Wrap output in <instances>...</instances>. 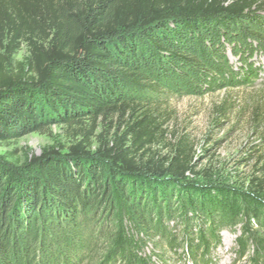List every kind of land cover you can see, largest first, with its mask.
<instances>
[{
    "label": "trees",
    "instance_id": "obj_1",
    "mask_svg": "<svg viewBox=\"0 0 264 264\" xmlns=\"http://www.w3.org/2000/svg\"><path fill=\"white\" fill-rule=\"evenodd\" d=\"M260 12L264 0H0V141L52 125L73 130L70 144L46 147L18 168L0 156V264L35 238L70 259L86 215L105 220L117 197L148 228L150 210L161 208L149 204L161 189L151 179L186 182L194 171L184 137L165 154L155 150L172 83L198 63L196 51L210 57L203 48L211 49L218 23ZM22 41L29 55L13 60ZM98 121L115 130L97 137L92 152ZM261 169L249 183L264 198Z\"/></svg>",
    "mask_w": 264,
    "mask_h": 264
},
{
    "label": "rangeland",
    "instance_id": "obj_2",
    "mask_svg": "<svg viewBox=\"0 0 264 264\" xmlns=\"http://www.w3.org/2000/svg\"><path fill=\"white\" fill-rule=\"evenodd\" d=\"M213 29L216 39L207 36L211 49L203 48L210 57L196 51L198 63L182 69V80L171 85L165 139L155 147L165 154L184 137L194 171L186 182L151 179L161 189L149 204L161 208L158 215L150 210L148 228L117 197V208L105 220L86 215L85 234L68 249L70 259L55 245L45 249L50 241L35 238L12 264H264V198L249 183L264 167V12ZM28 55L22 41L13 60ZM114 126L97 122L92 152L97 137L108 139ZM72 133L52 125L0 141V156L18 168L46 147L70 144ZM163 182L171 186L163 189Z\"/></svg>",
    "mask_w": 264,
    "mask_h": 264
}]
</instances>
